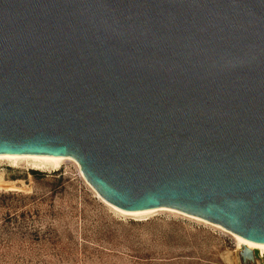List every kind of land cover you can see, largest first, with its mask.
<instances>
[{"label": "water", "instance_id": "95a60500", "mask_svg": "<svg viewBox=\"0 0 264 264\" xmlns=\"http://www.w3.org/2000/svg\"><path fill=\"white\" fill-rule=\"evenodd\" d=\"M0 154L264 244V0H0Z\"/></svg>", "mask_w": 264, "mask_h": 264}, {"label": "rangeland", "instance_id": "374dc122", "mask_svg": "<svg viewBox=\"0 0 264 264\" xmlns=\"http://www.w3.org/2000/svg\"><path fill=\"white\" fill-rule=\"evenodd\" d=\"M240 251L227 232L180 215L114 213L71 162L0 165V264H241Z\"/></svg>", "mask_w": 264, "mask_h": 264}, {"label": "bare ground", "instance_id": "6f19581e", "mask_svg": "<svg viewBox=\"0 0 264 264\" xmlns=\"http://www.w3.org/2000/svg\"><path fill=\"white\" fill-rule=\"evenodd\" d=\"M63 162L73 163L78 168L79 173H80L81 177L83 178V176L80 172L79 165L76 163V161H74L73 159L68 158V157H59V156H50V155H33V154H20V155L19 154H0V165L8 164L12 168H19V167L24 166V167H27L31 170H36V171H40V172L55 171L61 166V164ZM83 180H84V178H83ZM9 189H11V188H9ZM94 194L97 196V198H99V200L105 206H107L114 213L119 214L121 216L143 218V217L149 216V215L157 213V212H166V213H171V214H175V215H180L182 217H185V218H188V219H191V220L203 223V224H207V225L216 227L220 230H223L233 237V239L237 242V245L240 249H242V248L248 249L253 254L255 252H257L260 257L264 256V244L246 241V240L240 238L239 236L234 235V234L230 233L229 231L224 230L222 227H220L218 225H214V224L209 223L207 221H204L198 217L187 215V214L181 213L177 210L165 208V207L147 209V210H141V211H132V212L125 211V210L119 209L113 205L106 203L104 200H102L97 195V193L95 191H94Z\"/></svg>", "mask_w": 264, "mask_h": 264}]
</instances>
